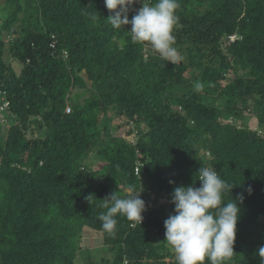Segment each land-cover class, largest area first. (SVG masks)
Segmentation results:
<instances>
[{
  "label": "trees",
  "instance_id": "obj_1",
  "mask_svg": "<svg viewBox=\"0 0 264 264\" xmlns=\"http://www.w3.org/2000/svg\"><path fill=\"white\" fill-rule=\"evenodd\" d=\"M0 1V264H78L83 227L102 234L100 264H177L164 221L176 187L200 186L201 166L234 187L225 203L243 198L228 264H262L264 0H179L174 63L134 43L130 24L114 29L104 0ZM75 87L89 96L69 103ZM109 107L129 141L111 135ZM246 109L261 132L233 124ZM90 156L103 166L87 168ZM139 191L142 224L117 215L115 234L104 231L103 199ZM150 194L167 197L164 211ZM84 252L82 264H96Z\"/></svg>",
  "mask_w": 264,
  "mask_h": 264
},
{
  "label": "clouds",
  "instance_id": "obj_2",
  "mask_svg": "<svg viewBox=\"0 0 264 264\" xmlns=\"http://www.w3.org/2000/svg\"><path fill=\"white\" fill-rule=\"evenodd\" d=\"M104 2L112 13L107 20L114 29L130 24L134 43L150 45L167 62L174 63L178 59L174 30L179 22L176 14L179 0H142L143 6L131 20L129 6L136 0ZM198 173L199 187L194 182L176 187L172 193L175 214L164 221L165 242L173 249L177 264H228L236 254L234 244L243 198L225 203L224 194L232 192L234 187L221 179L212 167L201 166ZM140 192L126 198L114 192L103 199L101 206L106 212L99 219L104 231L115 234L117 215L134 224H142L146 205ZM257 254L264 264V246Z\"/></svg>",
  "mask_w": 264,
  "mask_h": 264
},
{
  "label": "rangeland",
  "instance_id": "obj_3",
  "mask_svg": "<svg viewBox=\"0 0 264 264\" xmlns=\"http://www.w3.org/2000/svg\"><path fill=\"white\" fill-rule=\"evenodd\" d=\"M1 4H3L0 1V14L4 11L3 8L1 7ZM22 4H25V2L23 1ZM24 14L26 13H21L20 16L22 17ZM27 18V17H26ZM26 23L25 26L27 24V22L29 23V21L32 22V19H26ZM15 30L17 29V27H14ZM13 31H10L8 36H5L3 38V42L5 44H8L11 40H12V36L11 33ZM237 38L236 35L232 36V39H230V43L234 42V40ZM238 39V38H237ZM146 56V55H145ZM11 67L13 68V70L17 73H19L20 67L16 65L15 62L11 63ZM191 74V70H189L186 74L185 77L190 76ZM80 75L83 77L84 81L88 84V86L91 85V82L87 80V76L84 72H81ZM227 80H232L234 78V74L232 72H229V74L226 76ZM83 92V88H79V87H75L71 93H70V100L68 101L70 102H82L83 97H88L89 93L82 95ZM77 94V96L75 95ZM250 105V102L249 104ZM178 109V108H176ZM107 116L111 119V128H110V133L113 137H118V136H122L123 139H127L128 141L130 139L133 138V134H128V133H124V130H128V127H123V129L121 128L124 120L123 118H119L116 115L115 109L109 107L107 109ZM244 118L242 119H235L233 121V124L238 126V127H247L250 128L254 131H259V127L257 122H255V118L253 116V113L249 110L246 109L244 110L243 113ZM102 116L99 115V118H101ZM32 119V118H31ZM5 126V125H4ZM36 126V123H35ZM37 126H39V124L37 123ZM120 126V128H118ZM37 131L41 132L42 129L38 128ZM43 132V131H42ZM132 141V140H131ZM201 158H203V160L205 162L208 161V153L207 152H201ZM87 168H89L90 170H97L99 168H101L103 166V162L99 161L98 159H95L94 157L90 156L86 161H84L83 163ZM149 200L150 203L152 204V206L156 207L158 211H164V207L165 205L168 204V199L167 197H165L164 195L157 197L155 194H150L149 195ZM167 217V216H166ZM79 236V237H78ZM77 246L79 247L80 251L77 250V252H79L78 254L76 253L75 259H76V263L78 264H82V259L84 258L82 253H85L84 250L85 249H90L92 250V252L94 253V255H92L93 257V261L96 264H100V261L102 258L107 257L110 258V254L107 251H104V245H103V239H102V234L99 232H92L89 229H87V227H83L82 230L80 231V233L77 235ZM156 248L160 251L165 244H163V240L159 239V241L156 242ZM161 253V252H160ZM172 255H174L175 257V253L173 251V249L171 250ZM176 258V257H175Z\"/></svg>",
  "mask_w": 264,
  "mask_h": 264
},
{
  "label": "built area",
  "instance_id": "obj_4",
  "mask_svg": "<svg viewBox=\"0 0 264 264\" xmlns=\"http://www.w3.org/2000/svg\"><path fill=\"white\" fill-rule=\"evenodd\" d=\"M136 2H139V0H136ZM140 8H141L140 6L139 7H134L133 14L136 15L138 13V11H139ZM130 29H131V25H130ZM52 37H53L52 39H55L54 36H52ZM231 39H232V37H231ZM54 45H55V41L52 42L51 46L54 47ZM63 55L66 56L67 53L66 52H63ZM68 111H69V109H67V112ZM140 166H141V163L139 161H137L136 164H135V168H134V174L135 175H138L139 174V168H140ZM139 195L141 196V194H139ZM145 205H146V210L142 213L143 216H146V214H147V212L149 210V207H150L149 203H146L145 202ZM135 224L138 225V223H135ZM135 224H131V226H134Z\"/></svg>",
  "mask_w": 264,
  "mask_h": 264
}]
</instances>
